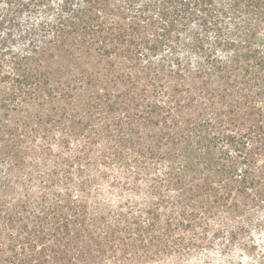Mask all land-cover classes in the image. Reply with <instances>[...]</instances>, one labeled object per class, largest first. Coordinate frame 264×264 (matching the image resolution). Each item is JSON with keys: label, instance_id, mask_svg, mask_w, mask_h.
Here are the masks:
<instances>
[{"label": "trees", "instance_id": "16d2710c", "mask_svg": "<svg viewBox=\"0 0 264 264\" xmlns=\"http://www.w3.org/2000/svg\"><path fill=\"white\" fill-rule=\"evenodd\" d=\"M264 264V0H0V264Z\"/></svg>", "mask_w": 264, "mask_h": 264}, {"label": "rangeland", "instance_id": "374dc122", "mask_svg": "<svg viewBox=\"0 0 264 264\" xmlns=\"http://www.w3.org/2000/svg\"><path fill=\"white\" fill-rule=\"evenodd\" d=\"M247 261V258H243L238 253L224 257L220 253L214 252L207 256H197L184 264H247Z\"/></svg>", "mask_w": 264, "mask_h": 264}]
</instances>
